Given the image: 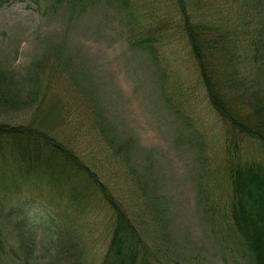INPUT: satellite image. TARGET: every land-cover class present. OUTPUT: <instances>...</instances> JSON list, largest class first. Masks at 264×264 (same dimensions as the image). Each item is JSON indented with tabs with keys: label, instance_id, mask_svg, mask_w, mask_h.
I'll list each match as a JSON object with an SVG mask.
<instances>
[{
	"label": "rangeland",
	"instance_id": "1",
	"mask_svg": "<svg viewBox=\"0 0 264 264\" xmlns=\"http://www.w3.org/2000/svg\"><path fill=\"white\" fill-rule=\"evenodd\" d=\"M183 3L203 12L207 0ZM210 3L216 18L231 6ZM28 66L36 76L21 79ZM0 67L16 84L13 99L0 104V122L37 123L46 115L42 126L95 169L154 243L153 264H255L220 220L230 199L229 134L207 100L173 0H2ZM46 102L56 103L47 109ZM232 142L240 160H264L257 139L236 134ZM50 172H23L3 147L7 240L15 246L16 234H30L35 264H73L68 245L81 247L80 264H98L111 209L67 171ZM77 195L79 202L69 199ZM16 260L0 254V264Z\"/></svg>",
	"mask_w": 264,
	"mask_h": 264
},
{
	"label": "trees",
	"instance_id": "2",
	"mask_svg": "<svg viewBox=\"0 0 264 264\" xmlns=\"http://www.w3.org/2000/svg\"><path fill=\"white\" fill-rule=\"evenodd\" d=\"M30 1L39 5L41 0ZM173 1L179 9L181 26L207 100L229 134L225 150L230 199L220 220H224L229 235L243 244L253 262L264 264V160H240L232 142L236 134H241L257 139L264 147V0H226L231 4L228 12L217 18L212 13V9L217 13L210 3L213 0H207L203 12L197 7L188 12L183 0ZM230 15L234 16L232 22ZM33 76L35 69L28 66L21 79L30 80ZM14 85L11 74L0 67V104L13 99ZM55 103L46 102L45 106L48 109ZM45 117L37 123L0 122V152L4 147L23 172L40 169L48 171L49 177L53 168L58 174L67 171L78 188L100 193L113 218L98 264L158 261L154 243L143 238L130 214L98 179L95 169L50 128L42 126L40 120ZM73 193L78 194V189ZM69 199L79 202L78 195ZM29 235L19 232L14 236L17 245L12 246L0 224V254L12 256L21 264H35L38 256L33 254L35 245ZM81 251L77 245H68L64 252L76 257L73 264H80Z\"/></svg>",
	"mask_w": 264,
	"mask_h": 264
}]
</instances>
